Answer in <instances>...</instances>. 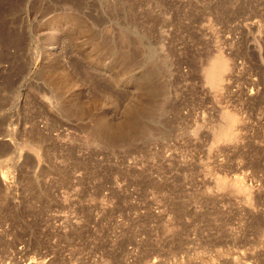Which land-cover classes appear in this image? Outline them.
<instances>
[{
  "label": "rangeland",
  "instance_id": "rangeland-1",
  "mask_svg": "<svg viewBox=\"0 0 264 264\" xmlns=\"http://www.w3.org/2000/svg\"><path fill=\"white\" fill-rule=\"evenodd\" d=\"M0 264H264V0H0Z\"/></svg>",
  "mask_w": 264,
  "mask_h": 264
},
{
  "label": "bare ground",
  "instance_id": "bare-ground-1",
  "mask_svg": "<svg viewBox=\"0 0 264 264\" xmlns=\"http://www.w3.org/2000/svg\"><path fill=\"white\" fill-rule=\"evenodd\" d=\"M227 70H228V60L222 54H220V53H217L215 55H212L211 57H209V59L207 61V65L204 68L203 78L205 80V83H207L208 86H210L212 89L218 88L221 85V83L223 81L224 74H225V72ZM147 86H149V85H147ZM147 86H145V87H147ZM150 89H152V88H150ZM150 89L148 90V93H146L145 92L146 89H145V91H143L144 89L142 88V92H145L146 93V101L147 102L143 103L140 106L142 107V109L145 112H151L152 111L151 110L152 106H150V101L154 100L152 97L155 94L150 97V94L152 92ZM155 91H156V88L153 91V93ZM142 96H144V95L142 94ZM147 97H148V99H147ZM150 98H152V100ZM153 103H154V101H153ZM222 117H223L222 118V122H221V124H219L217 126V128H216V130L214 132V135H213L214 136L213 137V141L214 142H219V141H232V139H233V135H234V133H233V131H234L233 130V127H234V125L236 123V120H237L236 118L237 117L234 115V113L232 114V113H229V112H225L222 115ZM112 130L109 131V134H112V137L115 136V138H116L118 136V137L122 138L123 135H126V134L129 135V133L131 131L132 132L135 131L134 132V134H135L137 132H139V133L142 132V130H144V129L140 125H138L137 123L127 122V123H123L118 129L113 130L114 132ZM110 137L111 136H109L108 139H110ZM118 137L116 139H118ZM122 139H120V140H122ZM112 140H114V139H112ZM108 142H109V140H108ZM224 185H226V181L224 179L223 180L219 179L218 180V186L222 188V187H225Z\"/></svg>",
  "mask_w": 264,
  "mask_h": 264
}]
</instances>
